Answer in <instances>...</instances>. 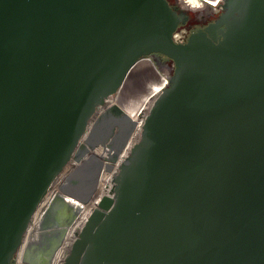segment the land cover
I'll return each instance as SVG.
<instances>
[{
	"label": "water",
	"instance_id": "water-1",
	"mask_svg": "<svg viewBox=\"0 0 264 264\" xmlns=\"http://www.w3.org/2000/svg\"><path fill=\"white\" fill-rule=\"evenodd\" d=\"M222 2L215 24L177 44L169 0H0V264L154 53L174 61L170 84L73 264H264V0Z\"/></svg>",
	"mask_w": 264,
	"mask_h": 264
},
{
	"label": "flooded vegetation",
	"instance_id": "flooded-vegetation-1",
	"mask_svg": "<svg viewBox=\"0 0 264 264\" xmlns=\"http://www.w3.org/2000/svg\"><path fill=\"white\" fill-rule=\"evenodd\" d=\"M169 2L172 7L180 13L181 20L176 30L180 28H186L188 38L193 32L205 30L210 25L215 24L225 10V3L222 1L220 3V6L218 7L211 4V2H209L208 0H169ZM189 7L194 8V10H190ZM214 36L216 38H220V27L216 28ZM147 58L152 61L154 67L152 68L149 66V64L147 63V59H143L140 61V63L132 71V73L126 80L124 86L120 89L117 95V99L120 103L119 108L121 110L118 109L116 111L117 113H115L113 111L111 112L110 108L109 111H107V114L110 119H112V117L116 118L118 115L121 114L125 115L127 111L135 109V107H137L143 101L142 99L146 96L147 92L152 90L158 83L160 79L158 68H168L170 64L174 62L172 59L160 53H154ZM105 116H103V119ZM103 119L101 121L99 120L100 124L94 129V131H100L103 129L104 131H100L101 133L110 130L111 123L106 126ZM84 144H86V141ZM106 145L107 143L105 142L103 146ZM97 148L98 149L94 153L100 154L102 156L100 162L102 165H99L98 163H90L89 165H87V169L88 171H90L89 179L93 180L94 182L91 186L88 185L87 190L85 189L84 192H78V195H86L92 192L100 180V175L104 171L103 169L107 160L108 151L102 150V147L100 146H98ZM81 168H79V170H81ZM68 175L59 179V181L55 184L54 190L51 192V196L49 194L48 200H50L54 196L60 197L63 194L62 187L65 185ZM83 183L84 182H82L81 184ZM85 186H87V184H85L84 187ZM106 186H108V184L104 183L105 189ZM61 199L62 198L54 199L55 202L59 205L57 209L52 212H47L49 211V209L46 210L45 213L40 216V219L39 216L36 217L33 229L30 233L29 238L26 241L27 243L30 239V241L33 243V238H31V236H35L33 230L37 229L38 233L35 237L36 239L34 240V246L27 257V261L31 264H56L57 262L60 264H65L69 261L70 264H72V261H75V259L69 258L70 250H72L73 246L69 249V251H64V249H66L65 247L69 245L71 246L70 242L75 239L73 235V230L70 232L71 234L66 243H64V241L66 240L72 225L78 217L75 218V220L73 221L70 220L72 217L71 210L69 207H67V204H62L60 202ZM72 199L77 203L84 202V198H82V196H73ZM57 200H59V202H57ZM67 203H69V201H67ZM71 203L74 202L71 201ZM87 207L88 204L86 208ZM74 211L77 215V207ZM76 238L78 239V236ZM63 247L64 249L61 252V248ZM23 250L20 255V260H23L22 264H27L22 257Z\"/></svg>",
	"mask_w": 264,
	"mask_h": 264
},
{
	"label": "bare ground",
	"instance_id": "bare-ground-1",
	"mask_svg": "<svg viewBox=\"0 0 264 264\" xmlns=\"http://www.w3.org/2000/svg\"><path fill=\"white\" fill-rule=\"evenodd\" d=\"M208 1L211 2V4H213L214 6L218 7V6H220L221 1H223V0H208ZM147 63L149 64L150 67H152V68L154 67L152 61L148 58H147ZM163 70L168 72V68H163ZM165 80H166V78L161 76V74H160V79H159L158 83L156 84V86L152 90L147 92L146 96L142 99L143 101L137 107H135V109L127 111L125 113V115L121 114V115H118L116 118L112 117L110 130H108L107 132L99 133V136H98V138L100 139L99 143H97V146L95 148L89 150V153L94 154V152L98 149L97 148L98 145H100L102 143L105 144V142H106L107 145L105 146L106 147L105 151H108V156H107V160L105 163V167L103 169L104 171L100 175V180L97 183V186L93 189V191L86 194V195H78V193H75L73 195V196H82V198H84L83 199L84 202H81V203H84V204L77 203L72 198H69V200L71 199V201L78 204L77 215H76V218L77 217L78 218L74 222V224L72 225V227L69 231V234H68L66 240L64 241V243H66V241L68 240V238L71 234L70 232L73 230V235H74L75 239H73V241H71L72 243L70 242L71 246L69 245V246L65 247V248L68 247V249H70L73 246L72 250H70V257L69 258L74 259V257H76V254L78 253V251L81 249V247H80L81 238L78 237V239H77L76 234L78 232L82 231L83 228L86 227L90 216L93 214V212L96 209H98V208L105 209L106 203L109 201V197H107V195L109 194L108 192L112 189L113 184H114L113 183V177H114L121 161L128 155V153L130 152L134 143L140 138L141 131H142L143 124H144V119H145L150 107L152 106L153 102L158 97L159 93L161 92L162 87L166 83ZM111 101H112L111 107H116V110H115V112H116L118 109H120L119 108L120 103H119L117 97H116V99H111ZM101 110L105 113V115H107V111H105L103 109H101ZM99 124H100L99 120L97 118H95L92 122V127L87 132L86 137L91 136L92 132L94 131V129ZM130 124H132V125L130 126ZM109 137H110V139H109ZM119 142H123V144L119 145ZM108 146L110 148H108ZM84 160H85V158L83 157V158H81V160L78 159V160L70 162L69 165L67 166V174L66 175H68L70 172H72L76 168H81V165H82ZM66 175L61 176V178L65 177ZM104 183L108 184V186H106V189L104 187ZM63 187H62V190H63ZM55 191H56V189H55ZM49 194L51 196V192H49L45 198L46 199L45 201L47 202L48 205L50 203H52L54 201V199H56V198L59 199V198H66L67 197V196L64 197V195L62 194L60 197L54 196L53 198L48 200ZM87 204H88V207L86 208ZM48 205H46V204L41 205L42 206L41 209L43 208L42 210H40V207H38L39 211H40L39 217L42 216L46 210H48ZM33 225H34V223L31 225L27 239L29 238L30 233L33 229ZM27 239L25 240V243H26ZM23 247H24V245H23ZM23 247H22V250H23ZM63 249H64V247L61 248V252L63 251ZM76 249H77V251H76ZM22 250H21V252H22ZM65 250L66 249H64V251ZM26 263L31 264L28 261H26ZM73 263L74 262L72 261V264ZM56 264H60V263L57 262ZM65 264H67V263H65ZM69 264H70V262H69Z\"/></svg>",
	"mask_w": 264,
	"mask_h": 264
},
{
	"label": "rangeland",
	"instance_id": "rangeland-1",
	"mask_svg": "<svg viewBox=\"0 0 264 264\" xmlns=\"http://www.w3.org/2000/svg\"><path fill=\"white\" fill-rule=\"evenodd\" d=\"M158 70H159V73L161 75H163V73L165 72V70H163L161 68H158ZM103 116H105V113H101L99 115V118L98 119L101 121L103 119ZM103 120H104L106 126L111 123L110 122L111 120H110L108 114L104 117ZM102 130H100V131H102ZM100 131L99 130L94 131V133L91 136H89L88 140H86L85 150L80 155L74 157V160H77V159L83 158V157L85 158V160L83 161V163L81 165V167H82L81 170H79V168H76L72 172L69 173V175L67 176V179H66L65 186L63 187V195H64V197L67 196L66 197L67 199L66 198H62L60 200V202L62 204H67V207L70 208L71 213H72V217L70 219L71 221L75 220V218H76V214H75V211L74 210H75L76 207H78V204L77 203H71V199L69 200V198H72L75 193L84 192L85 189L87 190L88 185L91 186L93 184V182H94L93 180L89 179L90 171H88L87 165H89L90 163H98L99 165H102L100 163L101 162V157H102L100 154H96V153L92 154V153H89V150L95 148L97 146V143H99V140L100 139L98 138V136H99ZM122 144H123V142L120 143V145H122ZM98 146L102 147L101 149L104 150L103 149V144L102 145L100 144ZM68 165L65 166V168L63 169V171L56 178V180L54 181L53 185L49 189L48 193L49 192H52L54 190L55 184L59 181V179L61 178V176H64V175L67 174V166ZM82 182H84V183L81 184ZM85 184H87V186L84 187ZM45 198L43 199V201L38 206V207H40V210H41V207H42L41 205H45V204L48 205L47 202L45 201L46 200ZM67 201H69V203H67ZM57 202H59V200H57ZM38 207H37V209H36V211L34 213L33 220H32V224L36 220V217H38L40 215V211H39V208ZM58 207H59V205L54 200L52 203H50L48 205L49 211H47V212H50V211L52 212L55 209H57ZM39 219H40V217H39ZM30 228H31V226H30ZM33 232L35 233V236H31V238H33V243L30 241V239L28 240V242L26 244H25V241H24V243L22 244V246L19 248L18 252L15 255V260H14V263L13 264H22L23 260L22 261L20 260V255H21V250H22L23 245H24V250H23V255H22L23 259L27 258L28 255L30 254V251L32 250V248L34 246V240L36 239L35 237H36V235L38 233L37 232V229L33 230ZM80 233L81 232H78L76 234V237L77 236L80 237ZM28 235H29V232H28ZM26 239H27V237H26ZM66 250L69 251L68 247L66 248ZM69 262L67 264H69Z\"/></svg>",
	"mask_w": 264,
	"mask_h": 264
},
{
	"label": "built area",
	"instance_id": "built-area-1",
	"mask_svg": "<svg viewBox=\"0 0 264 264\" xmlns=\"http://www.w3.org/2000/svg\"><path fill=\"white\" fill-rule=\"evenodd\" d=\"M188 7V6H187ZM189 9L190 10H194V8H192V7H189ZM172 38H173V40H174V42L175 43H177V44H184V43H186L187 42V40H188V34H187V30H186V28H180V29H178V30H175V32L173 33V35H172ZM160 68V67H159ZM162 69V68H161ZM174 69H175V63L173 62L172 64H170V66L168 67V72L167 71H165L164 73H163V75H161V76H163V77H165L166 78V83L164 84V86L162 87V90H161V92L166 88V87H168L169 86V84H170V80H171V78H172V76H173V73H174ZM119 92V91H118ZM118 92L114 95V96H112V97H110L107 101H106V103L102 106V108L101 109H103V110H105V111H108L110 108H112L111 106H112V101H111V99H116V97H117V95H118ZM160 92V93H161ZM159 93V94H160ZM101 113H104L102 110L100 111V114ZM99 114V115H100ZM99 115L96 117L97 119L99 118ZM99 120V119H98ZM111 121H112V119H110ZM110 121V122H111ZM92 127V123H91V125H90V128ZM89 128V129H90ZM89 137V136H88ZM88 137H86L82 142L83 143H85V141L88 139ZM120 143L121 142H119V145H120ZM104 145V144H103ZM105 146H103V149L105 150ZM108 148H109V146H108ZM77 155H74L73 157H72V159L70 160V162H72V161H75L74 160V157H76ZM81 158H79V160H80ZM78 160V159H77ZM123 161V160H122ZM121 161V162H122ZM69 164V163H68ZM67 164V165H68ZM114 183V182H113ZM113 186H114V184H113ZM109 194L107 195V197H109V198H112V196H113V187H112V189L108 192Z\"/></svg>",
	"mask_w": 264,
	"mask_h": 264
}]
</instances>
